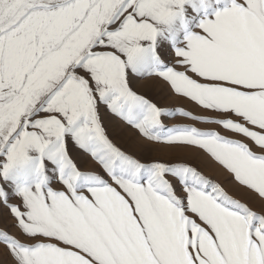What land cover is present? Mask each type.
Returning a JSON list of instances; mask_svg holds the SVG:
<instances>
[{"label": "snow or ice", "instance_id": "obj_1", "mask_svg": "<svg viewBox=\"0 0 264 264\" xmlns=\"http://www.w3.org/2000/svg\"><path fill=\"white\" fill-rule=\"evenodd\" d=\"M0 217L2 264H264V0H0Z\"/></svg>", "mask_w": 264, "mask_h": 264}, {"label": "rangeland", "instance_id": "obj_2", "mask_svg": "<svg viewBox=\"0 0 264 264\" xmlns=\"http://www.w3.org/2000/svg\"><path fill=\"white\" fill-rule=\"evenodd\" d=\"M150 98L154 99L155 102L164 107H178L183 105L185 102L180 100L178 97L172 95L168 90L167 86H161L160 88L153 89L152 92L149 93ZM183 122L182 118L179 116L166 118V124H175ZM106 128L108 130L110 138L114 140V142L120 144L121 146L127 147L131 144L132 140V130L128 129L126 126L120 124L119 126L113 127L111 126L107 119L105 120ZM11 220L8 218L7 221L0 217V227L5 226L6 223H10ZM11 231H15V229H10ZM3 257H0V264H2Z\"/></svg>", "mask_w": 264, "mask_h": 264}]
</instances>
